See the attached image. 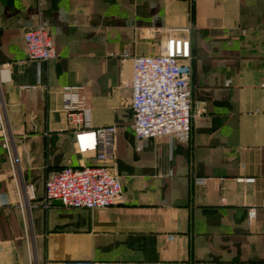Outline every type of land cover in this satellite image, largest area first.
<instances>
[{
    "label": "crops",
    "instance_id": "obj_1",
    "mask_svg": "<svg viewBox=\"0 0 264 264\" xmlns=\"http://www.w3.org/2000/svg\"><path fill=\"white\" fill-rule=\"evenodd\" d=\"M40 20L56 45L48 62L28 59L23 38ZM185 28L205 112L190 142L138 151L132 61L110 54H155L167 30ZM65 88H83L93 128L118 127L123 193L110 208L44 203L47 177L91 162L76 151ZM0 103L19 165L15 176L0 145V264H30L28 238L44 264H264V0H0Z\"/></svg>",
    "mask_w": 264,
    "mask_h": 264
},
{
    "label": "built area",
    "instance_id": "obj_2",
    "mask_svg": "<svg viewBox=\"0 0 264 264\" xmlns=\"http://www.w3.org/2000/svg\"><path fill=\"white\" fill-rule=\"evenodd\" d=\"M182 35L167 30L159 41L158 51L152 55H132L128 50L111 53L120 61H132L131 109L132 130L136 150L144 149L147 140L166 138L190 142L195 118L205 112L194 108L192 88V30L185 28ZM27 57L38 62H48L57 57L51 25L40 20L37 26L23 35ZM83 88H65L63 109L69 123L74 126L75 146L79 155L91 162L80 166H65L47 177L44 182V203L49 206L60 202L72 210L107 209L122 199L123 184L115 169L118 127L115 125L93 128L91 107ZM0 141L6 151L15 176L19 165L14 157L13 136L0 103ZM20 174V173H19ZM204 184L205 180H198ZM35 198L33 186H29ZM20 207L25 215L23 202ZM249 220L256 218V209L248 212ZM30 264H41L36 256L34 243L28 238ZM61 264H112L91 259H67ZM120 264V263H118ZM172 264H189L176 262ZM195 264H218L199 262Z\"/></svg>",
    "mask_w": 264,
    "mask_h": 264
},
{
    "label": "rangeland",
    "instance_id": "obj_3",
    "mask_svg": "<svg viewBox=\"0 0 264 264\" xmlns=\"http://www.w3.org/2000/svg\"><path fill=\"white\" fill-rule=\"evenodd\" d=\"M83 5H84V4L81 3V4H78V5L76 4V5H74L73 7H74V9H77V8H80V9H81V8L83 7ZM19 177H21V174H20V176H19V174H18V178H19ZM20 179L22 180V178H20ZM21 182H22V181H21ZM39 249H40V247H39ZM34 251H35V250H34ZM43 257H44V254H42L41 252H39V260H40L41 264H44V258H43ZM71 257H73V256H69V257H66V258H71ZM66 258H65V259H66ZM61 262H62V261H60V262L57 261V262H55V263H53V264H61Z\"/></svg>",
    "mask_w": 264,
    "mask_h": 264
},
{
    "label": "trees",
    "instance_id": "obj_4",
    "mask_svg": "<svg viewBox=\"0 0 264 264\" xmlns=\"http://www.w3.org/2000/svg\"><path fill=\"white\" fill-rule=\"evenodd\" d=\"M0 145H1V141H0Z\"/></svg>",
    "mask_w": 264,
    "mask_h": 264
}]
</instances>
